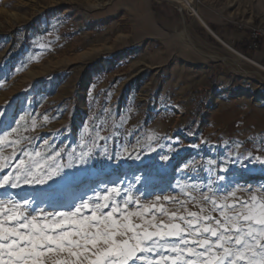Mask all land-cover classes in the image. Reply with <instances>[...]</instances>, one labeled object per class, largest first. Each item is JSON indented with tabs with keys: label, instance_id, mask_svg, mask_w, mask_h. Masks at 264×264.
I'll return each mask as SVG.
<instances>
[{
	"label": "rangeland",
	"instance_id": "374dc122",
	"mask_svg": "<svg viewBox=\"0 0 264 264\" xmlns=\"http://www.w3.org/2000/svg\"><path fill=\"white\" fill-rule=\"evenodd\" d=\"M193 5L220 40L258 62L259 47H246L251 30L264 26V0ZM204 26L172 0H0V111L5 123L25 115L19 135L30 142L18 149H59L64 163L73 150L91 152L55 184L13 190L15 198L52 209L44 197L59 195L62 185L82 180L64 193L70 205L119 179L142 206L128 210L147 208V219L161 209L208 212L202 192L217 203L225 194L228 203L264 198V165L247 160L264 156V72L227 64L233 53ZM113 153L121 158L110 159Z\"/></svg>",
	"mask_w": 264,
	"mask_h": 264
},
{
	"label": "snow or ice",
	"instance_id": "6c2138e0",
	"mask_svg": "<svg viewBox=\"0 0 264 264\" xmlns=\"http://www.w3.org/2000/svg\"><path fill=\"white\" fill-rule=\"evenodd\" d=\"M5 115L0 111V190L5 193L0 198V264H264V198L257 195L228 203L225 194V202L217 203L202 192L212 205L208 212L204 207L199 212L185 209L187 215L178 216L161 209L160 217L152 212L150 219L145 216L147 208L128 210L131 205L142 206L119 179L101 190L90 189L91 196L80 195L70 205L63 203L64 193L78 189L82 180L62 185L57 189L59 195L44 197L55 205L52 209L34 207V201L26 198L16 199L13 190L55 184L78 163L86 164L91 152L81 151L77 156L73 150L64 163L59 149L50 154L18 149L22 139L30 142L29 137L19 135L25 115L7 123ZM24 130H29L26 124ZM99 140L100 147H105L107 138L100 136ZM43 143L48 144L47 138ZM5 150L9 155H2ZM109 158L121 157L113 153ZM239 160L236 156L235 161ZM247 160L264 165V156L249 154ZM181 167L186 170L188 165ZM155 198L161 199L159 195ZM38 217L51 222L42 223Z\"/></svg>",
	"mask_w": 264,
	"mask_h": 264
},
{
	"label": "bare ground",
	"instance_id": "6f19581e",
	"mask_svg": "<svg viewBox=\"0 0 264 264\" xmlns=\"http://www.w3.org/2000/svg\"><path fill=\"white\" fill-rule=\"evenodd\" d=\"M173 2H179L180 4L182 5H185L186 7H188V9H190L194 15L199 18V20L205 25L204 27L207 28V30L210 32V33H213L208 27L207 25L205 24V22L202 20V18L199 16L195 6L193 5V0H172ZM214 34V33H213ZM215 35V34H214ZM216 36V35H215ZM188 37V36H187ZM217 37V36H216ZM218 40H220V38L217 37ZM189 41V40H188ZM222 43L224 46H226L234 55V58L235 60H230V59H226L225 58V62L231 66H234L237 70H239L240 72H242L244 70V68H242L241 64L240 63H246V64H249L255 68L258 69L257 70H251L259 75H261V71L264 72V66L261 65L259 62L255 61V60H252V59H249L247 58L246 56H244L242 53H240L239 51L235 50L234 48L230 47L229 45H227L226 43L223 42L222 40ZM205 57H208V58H211V59H214L216 61L220 60L221 58H223L222 56L220 55H209V54H203ZM247 66V65H246ZM246 68V67H245ZM248 72V71H247Z\"/></svg>",
	"mask_w": 264,
	"mask_h": 264
},
{
	"label": "built area",
	"instance_id": "2783aa9c",
	"mask_svg": "<svg viewBox=\"0 0 264 264\" xmlns=\"http://www.w3.org/2000/svg\"><path fill=\"white\" fill-rule=\"evenodd\" d=\"M264 41V26L253 28L250 32V49L259 47V43Z\"/></svg>",
	"mask_w": 264,
	"mask_h": 264
},
{
	"label": "crops",
	"instance_id": "0c3cea01",
	"mask_svg": "<svg viewBox=\"0 0 264 264\" xmlns=\"http://www.w3.org/2000/svg\"><path fill=\"white\" fill-rule=\"evenodd\" d=\"M256 56H257L258 62H260L264 65V42L261 43V46L259 47V51L256 53Z\"/></svg>",
	"mask_w": 264,
	"mask_h": 264
},
{
	"label": "water",
	"instance_id": "95a60500",
	"mask_svg": "<svg viewBox=\"0 0 264 264\" xmlns=\"http://www.w3.org/2000/svg\"><path fill=\"white\" fill-rule=\"evenodd\" d=\"M207 27H208V26H207ZM208 28H209V27H208ZM209 29H210V28H209ZM210 30H211V29H210ZM211 31H212V30H211ZM208 32H209V31H208ZM212 32H213V31H212ZM213 33H214V32H213ZM213 33H210V34H211L216 40H218L217 37L214 35L215 33H214V34H213ZM218 41H219L221 44H223L221 40H218Z\"/></svg>",
	"mask_w": 264,
	"mask_h": 264
},
{
	"label": "trees",
	"instance_id": "16d2710c",
	"mask_svg": "<svg viewBox=\"0 0 264 264\" xmlns=\"http://www.w3.org/2000/svg\"><path fill=\"white\" fill-rule=\"evenodd\" d=\"M211 28H212V29H215L214 26H211ZM260 46H261V42L259 43V47H260ZM248 47H249V45H248L246 48H248Z\"/></svg>",
	"mask_w": 264,
	"mask_h": 264
}]
</instances>
